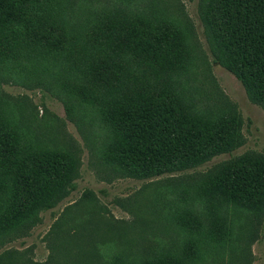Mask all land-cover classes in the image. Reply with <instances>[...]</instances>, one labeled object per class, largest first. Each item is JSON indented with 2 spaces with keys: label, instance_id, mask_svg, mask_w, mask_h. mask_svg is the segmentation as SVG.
I'll list each match as a JSON object with an SVG mask.
<instances>
[{
  "label": "rangeland",
  "instance_id": "374dc122",
  "mask_svg": "<svg viewBox=\"0 0 264 264\" xmlns=\"http://www.w3.org/2000/svg\"><path fill=\"white\" fill-rule=\"evenodd\" d=\"M204 2L39 0L28 10L31 39L27 21L14 24L16 46L0 54V131L21 154H0V221L27 158L62 150L75 170L0 232V264H264V204L237 207L212 183L240 161L264 162V107L208 60ZM165 34L181 47L151 42ZM157 94L190 122L224 126L235 147L196 169L141 180L111 168V154L99 151L116 136L99 113L111 112V100Z\"/></svg>",
  "mask_w": 264,
  "mask_h": 264
},
{
  "label": "trees",
  "instance_id": "16d2710c",
  "mask_svg": "<svg viewBox=\"0 0 264 264\" xmlns=\"http://www.w3.org/2000/svg\"><path fill=\"white\" fill-rule=\"evenodd\" d=\"M36 1L0 0V54L16 46L14 35L19 34H13L14 24L27 21L24 39H31L29 27L36 20L33 15L28 21V10ZM202 6L200 20L208 60L233 74L248 98L264 107V0H205ZM44 35L41 39H46L45 46L53 48L57 42L51 43ZM175 37L165 34L153 37L151 42L167 46L175 45L176 39L181 47L182 41ZM107 106L111 112L99 113V117L112 128L116 140L99 153L105 157L110 153L106 164L137 180L196 169L235 147L232 133L224 126L190 122L180 113L176 101L165 94L128 104L111 100ZM16 141L9 131H0V154H21L15 148ZM38 154L26 159L30 169L13 183L15 202L2 217L0 232L19 226L40 209L52 189L75 170L66 151L42 148ZM212 183L237 207L258 211L264 204V162L260 160L240 161Z\"/></svg>",
  "mask_w": 264,
  "mask_h": 264
}]
</instances>
